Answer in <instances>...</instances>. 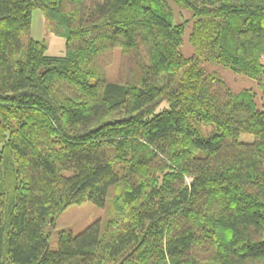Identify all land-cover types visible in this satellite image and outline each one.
Listing matches in <instances>:
<instances>
[{
  "label": "trees",
  "instance_id": "16d2710c",
  "mask_svg": "<svg viewBox=\"0 0 264 264\" xmlns=\"http://www.w3.org/2000/svg\"><path fill=\"white\" fill-rule=\"evenodd\" d=\"M171 1L192 57L168 0H0V264H264V109L201 67L264 81V0ZM37 9L66 55L24 41ZM88 202L110 217L52 250Z\"/></svg>",
  "mask_w": 264,
  "mask_h": 264
},
{
  "label": "rangeland",
  "instance_id": "374dc122",
  "mask_svg": "<svg viewBox=\"0 0 264 264\" xmlns=\"http://www.w3.org/2000/svg\"><path fill=\"white\" fill-rule=\"evenodd\" d=\"M174 10V24H180L186 21V32L183 37V45L181 51L184 56L192 57L194 55V48L190 42V33L193 28L192 11L187 8H180L171 0H168ZM67 28L63 25L57 24L54 20L48 19L44 12L40 9L34 11L33 27L29 36H26L24 41L30 38L42 40L48 45L47 53L51 56H64L67 54ZM121 63V50L117 49L114 54L112 64L107 71V79L109 82H117L119 77ZM201 67L206 74H216L222 77L229 87L235 92L240 93L244 90H252L256 94L255 101L257 108L263 110V96H264V81L259 80L244 74H238L232 69L223 66L222 64L214 62H202ZM169 107V104L163 100L156 107V112H160ZM201 130L212 131L213 127L209 125L200 126ZM243 141L254 140V137L248 134L242 135ZM109 207H99L92 202L83 205H74L68 208L58 218L57 228L51 230L50 248L52 250L58 249V233L61 230H69L74 234H79L94 222L100 219H107L109 215Z\"/></svg>",
  "mask_w": 264,
  "mask_h": 264
}]
</instances>
